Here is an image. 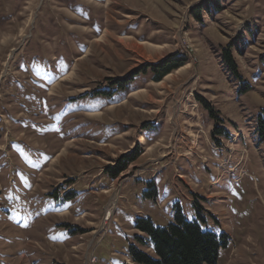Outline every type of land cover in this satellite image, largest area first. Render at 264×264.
Here are the masks:
<instances>
[{"label": "rangeland", "instance_id": "1", "mask_svg": "<svg viewBox=\"0 0 264 264\" xmlns=\"http://www.w3.org/2000/svg\"><path fill=\"white\" fill-rule=\"evenodd\" d=\"M263 107L264 0H0V264L132 263L177 202L264 264Z\"/></svg>", "mask_w": 264, "mask_h": 264}, {"label": "trees", "instance_id": "2", "mask_svg": "<svg viewBox=\"0 0 264 264\" xmlns=\"http://www.w3.org/2000/svg\"><path fill=\"white\" fill-rule=\"evenodd\" d=\"M224 59L230 70L239 76L237 63L228 48L224 50ZM185 62V57L172 55L153 64L152 68L159 72L157 80L160 81ZM120 85H124L123 81ZM248 89L247 84H244L241 92H247ZM257 122L259 139L264 141V107ZM127 158V161L119 160L115 167L110 168L113 177L118 176L129 162L135 160V157ZM148 194L154 196L155 190H150ZM204 222L199 214L198 218L189 219L179 202L173 205V221L167 226L156 225L150 217H138L135 229L140 233L135 236L137 243L129 246L132 263L128 264H217L220 250L228 245L229 236L203 228Z\"/></svg>", "mask_w": 264, "mask_h": 264}, {"label": "bare ground", "instance_id": "3", "mask_svg": "<svg viewBox=\"0 0 264 264\" xmlns=\"http://www.w3.org/2000/svg\"><path fill=\"white\" fill-rule=\"evenodd\" d=\"M115 205V199L113 198L111 203L109 204L108 206V209H107V216H110L112 214V209H113V206Z\"/></svg>", "mask_w": 264, "mask_h": 264}]
</instances>
